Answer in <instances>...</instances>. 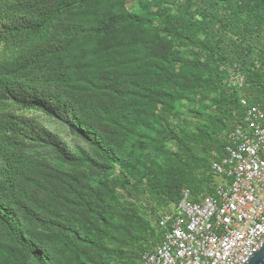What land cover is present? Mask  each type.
Segmentation results:
<instances>
[{"label": "trees", "instance_id": "1", "mask_svg": "<svg viewBox=\"0 0 264 264\" xmlns=\"http://www.w3.org/2000/svg\"><path fill=\"white\" fill-rule=\"evenodd\" d=\"M124 1L0 0V226L9 243L29 254L34 264L50 261L24 234L19 212L41 228L71 232V222L57 205L79 206L66 193L86 185L31 155L32 147L95 172L119 165L118 189L136 200L149 191L140 155H146L154 172L160 169L154 160L162 139L137 134L141 128L150 132L161 125L154 114L159 105L164 114H171L162 97L182 92L190 100L188 95L201 89L199 99L204 102L220 87L227 94L231 91L229 101L223 100L224 109L219 99L212 100L221 115L231 112L226 132L242 117L241 95L264 107V0H158L164 8L143 16L125 12ZM125 31L133 35L124 39ZM161 36L177 48L197 52L199 60L158 53L154 47H162ZM227 64H236L245 77L241 90L225 85L222 67ZM143 82L156 83L160 92ZM116 103L143 108L124 116L114 108ZM16 110L38 111L58 120L94 156L82 148L72 151L36 118ZM226 132L216 148L219 156L210 159L208 167L207 155L205 162L193 152L184 160L183 188L192 190L196 199L202 189L195 192L188 185L195 182L199 166L211 171V162L224 156ZM215 133L218 129L212 128L205 138ZM124 139H129L127 158L112 149ZM180 196L181 192L173 205ZM110 203L119 205L113 191L106 195ZM155 230V238L141 245L134 262L114 264H139L149 244L160 241L161 232L156 226ZM5 253L20 263L13 250Z\"/></svg>", "mask_w": 264, "mask_h": 264}, {"label": "rangeland", "instance_id": "2", "mask_svg": "<svg viewBox=\"0 0 264 264\" xmlns=\"http://www.w3.org/2000/svg\"><path fill=\"white\" fill-rule=\"evenodd\" d=\"M124 2L125 12L141 16L164 8L158 0H125ZM166 8L172 10L171 7ZM132 35L133 32L125 31L123 38H130ZM160 40L162 47H154L158 53L174 58L199 60L197 52L175 47L170 38L161 36ZM247 70L252 73L251 68ZM143 85L152 91L160 92L154 82H143ZM231 94V91L227 94L220 87L204 102L199 99L202 95L201 89L193 90L188 95L190 100L184 98L185 95L182 92L173 94V97L168 95L161 98L170 106L171 114L169 116L164 114L159 105L154 114L161 125L150 132L141 128L137 134L138 137L145 138L149 134L162 139V148L154 160L160 165V169L154 172L149 161H146V155H140L142 165L144 164V173L149 179L146 185L149 191L136 200L128 198L118 189L117 180L121 171L119 165L108 167L104 172H95L84 166H72L43 147H32L29 150L31 155L57 172L77 178L86 185V188H77L75 193H66V197L76 201L79 206L57 205L60 212L71 222L73 229L71 232L49 227L41 228L19 212L24 234L43 251V254L47 255L50 264H114L119 260L126 263L134 262L141 245L155 238V221L159 212L172 206L182 188L186 186L182 179L184 160H189L193 152L200 161L205 162L207 155L208 159L205 163L208 167L207 163L210 159L219 156L216 150L218 142L232 123L233 117L230 115V110H225V113L221 115L216 103L214 104L212 100L219 99V108L224 109L223 100H228ZM114 108H117L124 116H128L133 110L140 111L143 106L137 103L130 105L116 103ZM16 111L36 118L52 133L61 137L72 151L82 148L94 156V152L58 120L38 111ZM212 128L218 129V133L206 139L205 135H209ZM128 140H121L119 146L112 147L119 157L127 158L131 154ZM196 172L195 182L188 186H192L195 192L197 188H201V195L198 196L211 195L220 179L205 166H199ZM109 191L117 194L119 205L106 204V195ZM6 250H13L18 255L20 263L13 262L12 258L5 253ZM0 264H34L29 254L9 243L5 230L1 226Z\"/></svg>", "mask_w": 264, "mask_h": 264}, {"label": "built area", "instance_id": "3", "mask_svg": "<svg viewBox=\"0 0 264 264\" xmlns=\"http://www.w3.org/2000/svg\"><path fill=\"white\" fill-rule=\"evenodd\" d=\"M225 85L241 90L240 68L224 65ZM242 117L223 135L224 156L211 162L214 193L194 198L183 188L177 204L159 212L160 241L139 264H246L264 245V107L241 95Z\"/></svg>", "mask_w": 264, "mask_h": 264}, {"label": "water", "instance_id": "4", "mask_svg": "<svg viewBox=\"0 0 264 264\" xmlns=\"http://www.w3.org/2000/svg\"><path fill=\"white\" fill-rule=\"evenodd\" d=\"M246 264H264V245L258 252L250 257Z\"/></svg>", "mask_w": 264, "mask_h": 264}]
</instances>
